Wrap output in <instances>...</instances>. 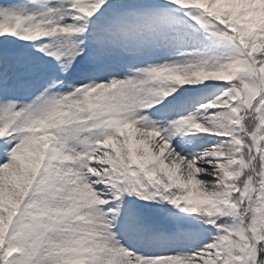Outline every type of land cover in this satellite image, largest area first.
I'll list each match as a JSON object with an SVG mask.
<instances>
[{
  "label": "snow or ice",
  "instance_id": "snow-or-ice-1",
  "mask_svg": "<svg viewBox=\"0 0 264 264\" xmlns=\"http://www.w3.org/2000/svg\"><path fill=\"white\" fill-rule=\"evenodd\" d=\"M0 264H264V0H0Z\"/></svg>",
  "mask_w": 264,
  "mask_h": 264
}]
</instances>
